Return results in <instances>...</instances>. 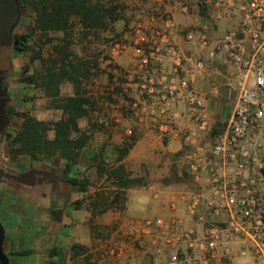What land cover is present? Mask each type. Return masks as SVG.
I'll return each instance as SVG.
<instances>
[{"label": "crops", "instance_id": "1", "mask_svg": "<svg viewBox=\"0 0 264 264\" xmlns=\"http://www.w3.org/2000/svg\"><path fill=\"white\" fill-rule=\"evenodd\" d=\"M203 1L210 10L211 0ZM151 2L155 8L148 10V32L138 31L134 35L125 33L124 38L125 41L129 39L126 41L129 46L124 42L120 49H116V44L110 49V61L118 66L111 69V72L116 78H126L123 82L124 92L131 102L121 94L116 103H105L109 121L112 120V114L108 106L117 107V124L108 126L106 132L111 137L108 149L115 155L111 146L122 144L126 138L119 137L115 141L113 137L117 133H123L124 125L127 126V132L130 124H133L138 139L121 162L132 172V176L144 177L147 184L126 189L124 210L111 207L102 213L103 220L110 215L111 221L114 220L117 225L112 237L104 238V235L94 233V226L89 222L92 213L86 208L76 209L74 202L83 197V194L73 190L72 185L61 186L66 190L62 197L63 203L53 205L47 194L48 190L43 187L0 175V232L3 236V250L10 264H172L174 258L175 264L253 263L251 253L241 254L245 245H251L243 239H227L230 235L224 237L216 255L211 256L208 251L199 247L191 248L185 241L170 244L165 230L166 224L179 222L185 228L194 229L202 235L211 225L210 219L214 218V214L207 211L204 199L196 213L189 210L197 195L204 193L206 197L210 190L206 188L204 180L197 181L192 176L187 164V153L195 148L216 122L227 123L235 106V89L227 85L233 68L223 65L219 59H210V48H201L197 40L189 41L187 33L194 31L198 34L206 30L210 40L218 41L238 27L239 18L234 16L233 9L226 8L217 12L213 10V13L209 11L208 19L199 11L200 0ZM170 22L177 27L172 40L182 51L183 57L194 52L207 63V72L191 84V87L207 95V126L189 112L186 98H176L166 107L156 93L144 94L141 88L143 82H148V85L154 82L157 87L160 77L164 73H173L175 68L177 72L174 74L182 76L189 66L184 58L180 65H176L170 59L158 63L151 57L157 46L164 47L161 37L155 35L156 30L168 31ZM140 43L146 45L141 55L135 51ZM132 47L133 58L129 56V48ZM145 57L150 61L145 62ZM99 79L101 82L98 80V83L108 85L107 75H101ZM124 110L128 111L127 114ZM97 134L102 135L103 132L99 131ZM4 145L2 152L6 150L11 158L29 157L15 156L9 152V145L8 148L7 144ZM107 157L110 156L107 154ZM0 163L24 169L31 162ZM64 163L60 162L61 165ZM29 171L31 170L22 171L19 175ZM186 173L190 174L187 176ZM106 182L102 179L97 183L102 186L97 188L96 185L89 194L100 191L103 187L108 193L111 188L104 186ZM200 185L202 192L199 190ZM115 189L113 186L112 190ZM54 206L56 209L52 210ZM74 209L82 212L80 218L71 217L70 213ZM40 210L42 213H36ZM36 218H43L45 225L43 228L37 225L39 232L31 237L33 243L28 247V232L35 227ZM126 230L132 235L128 239L118 234L122 232L125 235ZM135 232L139 235L136 236Z\"/></svg>", "mask_w": 264, "mask_h": 264}, {"label": "trees", "instance_id": "2", "mask_svg": "<svg viewBox=\"0 0 264 264\" xmlns=\"http://www.w3.org/2000/svg\"><path fill=\"white\" fill-rule=\"evenodd\" d=\"M20 1L33 11V24L24 28L18 42V50L32 59L24 68L33 72L23 77V81L34 84L47 99V108L59 112V117L45 120L22 112L21 128L8 137L9 152L32 159L58 157L71 170L80 164L88 151L90 155L86 157L93 163L84 173L69 179L83 194L74 202L76 209L86 208L93 215L111 207L124 210L126 189L142 187L147 181L142 176H132L121 162L138 139L135 129L122 144L112 145L116 154L113 158L107 157L111 137L106 134L109 116L104 104L116 103L121 94L131 102L124 92L126 78H116L111 72L118 66L110 61V48L124 43L125 33L132 29L136 9L144 8L148 14L155 6L151 0L135 4L136 9L128 0ZM199 11L210 18L205 2L200 1ZM55 33L62 35L55 36ZM144 44L138 46L145 48ZM104 74L109 83L102 87L98 80ZM67 84L71 90L64 93ZM127 112L124 110L125 114ZM226 125L223 121L216 122L209 135L215 137ZM99 131L105 138L97 153L90 152L97 143ZM90 169L96 174L90 175ZM102 179L107 181L104 186L108 185L111 190L107 193L103 187L89 194ZM113 186L115 190H112Z\"/></svg>", "mask_w": 264, "mask_h": 264}, {"label": "built area", "instance_id": "3", "mask_svg": "<svg viewBox=\"0 0 264 264\" xmlns=\"http://www.w3.org/2000/svg\"><path fill=\"white\" fill-rule=\"evenodd\" d=\"M224 3L217 0L215 5ZM240 8L247 25L241 36L232 30L213 42L206 30L187 33L189 41L197 40L201 48H210V59H219L223 65L233 68L227 85L235 89V106L225 129L215 136L211 148L196 146L187 153L195 180L203 179L210 190L206 197L204 193L197 195L189 210L196 213L204 199L206 207L215 215L227 214L226 224L212 225L202 235L179 222L166 224L165 230L170 244L185 241L191 248L199 247L211 256L216 255L230 232L241 234L251 244L245 245L241 254L251 253L252 264H264V0H243ZM253 20H259L258 27L249 26ZM168 27V31L156 30L155 35L161 37L164 47L157 46L151 57L158 63L170 59L176 65L184 58L189 66L182 76L174 74L175 68L173 73L160 77L157 87L154 82L151 85L143 82L141 88L144 93H156L166 107L176 98H186L189 112L206 126L207 95L191 84L207 72V63L194 52L183 57L172 40L177 27L173 22ZM122 46L115 45L116 49ZM135 51L143 54L140 46ZM149 61L145 57V62ZM127 133L131 134L132 129ZM175 263L174 258L172 264Z\"/></svg>", "mask_w": 264, "mask_h": 264}, {"label": "flooded vegetation", "instance_id": "4", "mask_svg": "<svg viewBox=\"0 0 264 264\" xmlns=\"http://www.w3.org/2000/svg\"><path fill=\"white\" fill-rule=\"evenodd\" d=\"M27 6L20 0H0V115L4 114L6 126L0 131V162H31L29 167L16 169L0 163V175L10 178L19 175L22 171L31 170L34 179L30 180L33 186L43 187L48 190L53 205H59L65 195L63 184L72 185L69 181L72 171L67 168L66 163L60 164L61 158H42L28 161L22 158H11L7 151H3L7 144L9 134L15 133L21 128L22 113L20 106L27 101L23 88L28 82L23 81L27 76L23 64L18 65V60L23 58L24 53L18 50L20 35L25 28V8ZM34 85V84H33ZM62 166V167H61ZM62 168V171H61ZM56 209V206L52 207Z\"/></svg>", "mask_w": 264, "mask_h": 264}, {"label": "rangeland", "instance_id": "5", "mask_svg": "<svg viewBox=\"0 0 264 264\" xmlns=\"http://www.w3.org/2000/svg\"><path fill=\"white\" fill-rule=\"evenodd\" d=\"M128 1L132 2L131 3L133 5L132 7H134L135 4L141 2L142 0H128ZM143 1H145V0H143ZM200 1L204 2L203 0H200ZM216 1L217 0H211V4H212L211 6L212 7H210L209 11L213 13V10L217 12V10L221 11L222 9H226V8L227 9H233L234 10V16L239 18L238 27L236 29H234L233 31H236L241 36L242 30L244 28H246V26H247L244 23L245 22L244 21V12L240 8V3L243 2V0L242 1L230 0V2L232 4H230L228 2L229 0L228 1L224 0L225 3L223 5H221V6L215 5ZM245 2H246V0H245ZM136 8L137 7H134V9H136ZM141 11L136 9L134 20L132 21L131 27H130L132 29L127 31L128 34L134 35L138 31L139 32H143L144 30H148V14L145 12L144 8ZM139 12H141V14ZM32 24H33V11H32V9L30 7H26L25 8V27H27L29 25H32ZM140 25H142V27H140ZM249 26L258 27L259 26V20H253V22ZM58 35L60 36V35H62V33H55V36H58ZM128 40L129 39H127L126 41H128ZM126 41H124V42L126 43L127 46H129L128 42H126ZM132 46H133V44H132ZM133 47L135 48V46H133ZM133 47L129 48L130 49V53L128 52L129 56L131 58L134 57V54H133V52H134L133 49L134 48ZM31 62H32L31 56L26 55L24 53L23 58H20L18 60V65L21 66L23 64V66H26L28 64H31ZM37 65H38V63H37ZM32 72H33V70L29 69L27 71L26 75L28 76ZM99 81H100V79H99ZM100 82L98 83L99 86H102V87L106 86V85H104L102 83L100 84ZM70 90H71V86H69L67 84V85H65L63 92L64 93L65 92H70ZM23 93L26 95L27 101H26V103L24 105L20 106L21 113L22 112H29V113H32V114L36 115L37 117H39L41 119H46V120H48V119H56L57 117H59V112H57V111H55L53 109H48L47 108V103H48L47 99L43 97V95L41 94V91L35 85H33V84L28 82L26 84V88H23ZM103 108L107 112V107H106L105 104H104ZM116 108L117 107H115V106H108V109H109L110 113L112 114V120L110 119L109 126L112 125V124L113 125L117 124V121H115V118L117 116V114L115 113L117 111ZM21 120H22V117H21V119H19V121L16 124L19 125L18 124L19 122L21 124ZM134 121H136V120H134ZM83 124H85V122H83ZM132 125L133 124H130V128H129V129H132V133L131 134H129V133H127L125 131L127 129V126L124 125V129L122 130L123 133L121 135H119L117 133L113 137L114 140L115 141L118 140L119 137L120 138H123V137L128 138L129 136H131L134 133V128L132 127ZM206 126H207V124H206ZM211 128L209 129V131L205 135H203V137L200 139V141L197 143L196 146H203L204 148L209 149V148H211L214 145L215 137H212L211 135H209V132H210ZM96 137H97L96 138L97 139V143H95L93 145V148H91L90 152L97 153V151L100 149V142H102L103 139L105 138L104 136L98 135V134H97ZM147 138H148V136H147ZM108 150H109L108 156H110V158H113V155H114L113 151L110 148ZM190 150H188V152ZM89 155H90V153H88V151H87V155L86 156H89ZM86 156L81 158V163L78 166L73 167L72 176H76L78 174L80 175V174L84 173L88 169L87 167L90 164L93 163L92 159L88 158ZM22 159H26V161H28V158L26 156L22 157ZM61 162L64 163L65 161L61 160ZM187 164H188V162H187ZM89 174L90 175L94 174V169H90L89 170ZM188 174H190V173H188ZM193 175L194 174H192V176ZM200 180H203V179H200ZM101 186H102L101 184H98L97 188H100ZM72 188H73V190L77 191V189H76V187L74 185H72ZM94 188L95 187H93L91 189V191H93ZM196 189H198V186L196 187ZM200 189H202L201 185L199 186V190ZM202 191L200 190V192H202ZM205 206H206V204H205ZM208 210L211 211L210 209L207 208V211ZM36 213L40 214V213H42V211L41 210L40 211H36ZM36 213H35V215H36ZM81 213L82 212L80 210L74 209V210L71 211L70 215L74 219H78V218H80ZM102 215H103L102 213H98L97 215H93L92 214L89 222L92 223L91 225L94 226L93 227L94 228V233H97V235L100 234L101 236L104 235V238H111L112 237V233L116 232V230H117V225L114 223L115 222L114 220L111 221V216L110 215L108 217L105 216L106 217L105 220L102 219ZM218 217H220V218H222L224 220H219ZM227 217L228 216H227V214L225 212H222L219 215H215L214 214V218L210 219V224L211 225H209V227L212 226V225H224V224H226ZM91 219H93V220L91 221ZM101 222H103V223H101ZM34 225H35V227H33L28 232V234H29V239H27V246L28 247L33 243L31 237L33 235H36L39 232V231H37V225L41 226V228H43V225H45V222H44L43 218H40V219L36 218L34 220ZM127 232H128V230L125 231V233H124L125 235H122V232H119L118 234H121L122 238L126 237L128 239V237H130L132 235L128 234ZM135 234H136V236L139 235L138 232H135ZM229 234H230V236L227 237V239L228 238H230V239H242V235L241 234H237L235 232H230Z\"/></svg>", "mask_w": 264, "mask_h": 264}, {"label": "water", "instance_id": "6", "mask_svg": "<svg viewBox=\"0 0 264 264\" xmlns=\"http://www.w3.org/2000/svg\"><path fill=\"white\" fill-rule=\"evenodd\" d=\"M4 126H6V118L4 114H2L0 115V131L4 128ZM12 177L19 182L30 183L29 181L34 179V174L32 173V171H29L26 173H22L20 175H14ZM2 243H3V236L1 235V232H0V262L2 264H10L9 258L3 250Z\"/></svg>", "mask_w": 264, "mask_h": 264}]
</instances>
